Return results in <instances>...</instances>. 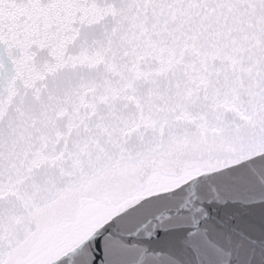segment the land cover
Wrapping results in <instances>:
<instances>
[{
	"label": "snow or ice",
	"instance_id": "snow-or-ice-1",
	"mask_svg": "<svg viewBox=\"0 0 264 264\" xmlns=\"http://www.w3.org/2000/svg\"><path fill=\"white\" fill-rule=\"evenodd\" d=\"M0 264H264V0H0Z\"/></svg>",
	"mask_w": 264,
	"mask_h": 264
}]
</instances>
